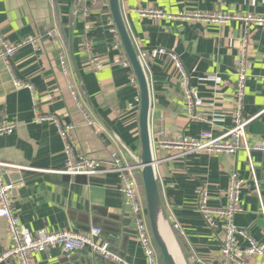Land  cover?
I'll return each instance as SVG.
<instances>
[{
  "label": "crops",
  "instance_id": "obj_1",
  "mask_svg": "<svg viewBox=\"0 0 264 264\" xmlns=\"http://www.w3.org/2000/svg\"><path fill=\"white\" fill-rule=\"evenodd\" d=\"M119 3L133 46L142 55L157 185L177 261L223 264L222 222L214 228L207 227L198 212L197 200L198 193L205 190L209 206L223 208L231 174L245 182L242 211L235 216V224L258 244H264V153L242 148L233 155H190L185 160H167L169 153L157 145L160 132L166 138L177 134L196 138L206 131L217 137L229 130L243 39L248 41L249 60L243 115L252 119L246 127L244 146L264 145V25H246L242 21L220 25L153 20L141 18L138 13L155 10L177 14L187 10L256 17L264 16V0H119ZM109 22L114 27L107 0H0V35L7 42L13 44L42 36L36 50L25 47L11 59L17 78L29 83L31 90L14 89L0 62V124L17 125L12 134L0 136V163L16 167L3 171L10 175L6 183L13 186V211L29 232L39 229L86 232L98 228L101 231L98 240L106 242L111 253L127 264H146L130 209L117 191L116 176L61 175L63 145L57 128L53 123L34 120L35 99L40 115L54 116L73 127L72 140L83 155L108 167L111 155L121 153L128 165L137 167L113 137L117 136L133 155L138 154L137 111L129 109L138 98V90L131 83V71L113 63L123 52L117 32L120 47L119 50L114 47L117 42L109 31ZM70 28L79 79L69 52ZM47 32L53 35L48 37ZM154 50L166 53L152 56ZM59 52L66 56L67 78L59 65ZM169 53L181 61L200 99L196 112L208 123L187 118L182 80ZM92 59L102 64L100 70L90 68ZM68 82L74 85L82 111L68 90ZM134 175L144 204L137 169ZM239 246L243 249L245 243L240 242ZM8 247L6 226L0 220V253ZM86 259L111 264L89 250L66 256L55 248L33 255L34 264H83ZM256 262L264 264V258H256Z\"/></svg>",
  "mask_w": 264,
  "mask_h": 264
},
{
  "label": "built area",
  "instance_id": "obj_2",
  "mask_svg": "<svg viewBox=\"0 0 264 264\" xmlns=\"http://www.w3.org/2000/svg\"><path fill=\"white\" fill-rule=\"evenodd\" d=\"M141 18H150L153 20H173L185 23L201 24H220L224 25L230 21H242L246 25L249 23L264 25V16L243 17L231 16L217 12L198 13L182 10L177 14H164L155 10H139ZM110 33L114 36L117 44L114 46L119 50L116 30L109 22ZM48 37L52 32L45 34ZM41 35H36L16 43L7 42L0 35V62L4 65L14 89H29L31 86L26 81L19 80L11 64L12 57L25 47L38 48ZM121 51V50H120ZM119 51V53H121ZM164 50L152 51V56L165 54ZM140 54V53H139ZM169 57L181 77L182 97L187 107V118L190 121L207 122L196 112V108L201 104L197 91L190 85L189 76L184 69L181 61L174 53H169ZM142 61V55H140ZM59 65L62 73L68 77V67L66 56L63 52L58 53ZM125 70L130 71V66L121 53L113 61ZM90 68L95 71L102 68V64L97 59H92L89 63ZM248 41L243 39L240 44L239 57L236 67V87L232 97V125L221 136H213L209 131L202 132L196 138H187L183 134H177L166 138L163 132H160V139L157 142L158 147L169 153L167 160H185L190 155H233L242 148L247 152L256 151L264 153V145L244 146L246 141V127L252 119H246L243 115L245 85L248 77ZM131 83L135 86V80L132 76ZM68 90L73 97L77 108L82 111V105L78 102L73 91L74 85L71 82L67 84ZM34 114L36 123L55 124L58 136L63 145L64 168L59 173L61 175L76 177H92L106 174H113L119 181L117 191L124 198L125 205L130 209L131 217L135 224V236L139 248L146 261V264H159L158 254L154 246L150 230L148 228L145 206L140 195V188L135 178V166L128 165L121 153H113L108 167H103V163L91 160L83 155L72 140V126L66 125L51 115H40L37 112L35 99L33 100ZM129 109L138 110V98H135L134 105ZM87 122L91 120L86 113H83ZM208 123V122H207ZM17 128L14 123L2 122L0 124V136L10 135ZM253 168V167H251ZM16 167L0 163V220L5 223L6 233L9 241V247L0 253V264L8 261L14 264H34L33 255L44 253L50 249L59 248L66 256L72 253L89 250L92 254L100 257L111 264H127L122 258L109 251V245L106 242L98 240L101 231L98 228H90L86 232H75L70 230L49 232L45 229H39L35 232H29L20 223L18 216L14 213L12 207L13 186L6 183L3 179V170H12ZM245 188V182L236 174H231L228 178V186L225 192V206L223 208H212L208 204V194L205 190L198 193L197 208L204 223L209 228H214L219 221L222 222V232L220 239V255L223 258V264H258L256 258H264V244H258L247 232L239 229L235 224V216L242 211L241 193ZM258 194V191L256 190ZM240 242L245 243L243 249L240 248Z\"/></svg>",
  "mask_w": 264,
  "mask_h": 264
},
{
  "label": "water",
  "instance_id": "obj_3",
  "mask_svg": "<svg viewBox=\"0 0 264 264\" xmlns=\"http://www.w3.org/2000/svg\"><path fill=\"white\" fill-rule=\"evenodd\" d=\"M81 0H79L80 2ZM110 16L113 21L114 28L118 35V40L122 48V52L127 59L130 71L135 80V85L138 90V139L139 149L138 154L135 156L127 150L126 146L120 142L117 136L113 135L118 144L125 149L127 153L135 160L137 170L139 172L141 189L143 192L144 205L146 217L148 220L151 237L158 253L161 264H178L176 259V252L172 242V232L170 225L167 221L162 200L160 197L159 188L157 185L155 173V161L152 150L151 138L148 127V115L150 109L149 103V90L144 73L143 64L140 54L137 53L131 38L126 29L119 0H107ZM80 4V3H79ZM77 10L74 11L75 17ZM69 52L74 66V71L78 79L80 78L72 51V28H70L69 35ZM87 103L90 100L86 97ZM3 179L7 181V176L2 171ZM18 182V180H16ZM13 192V190H12ZM175 254V255H174ZM97 260H85L83 264H96ZM109 263V262H108Z\"/></svg>",
  "mask_w": 264,
  "mask_h": 264
},
{
  "label": "bare ground",
  "instance_id": "obj_4",
  "mask_svg": "<svg viewBox=\"0 0 264 264\" xmlns=\"http://www.w3.org/2000/svg\"><path fill=\"white\" fill-rule=\"evenodd\" d=\"M172 63H173V62H172ZM179 76H180V75H179ZM174 255H175V254H174ZM158 258H159V257H158ZM175 260H177V259H175ZM177 262H178V264H180L179 261H177Z\"/></svg>",
  "mask_w": 264,
  "mask_h": 264
}]
</instances>
